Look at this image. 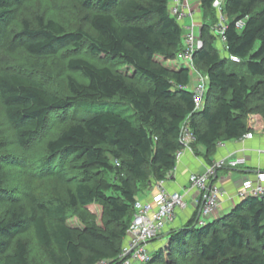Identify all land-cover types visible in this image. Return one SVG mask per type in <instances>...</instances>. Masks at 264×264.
<instances>
[{"label":"trees","instance_id":"trees-1","mask_svg":"<svg viewBox=\"0 0 264 264\" xmlns=\"http://www.w3.org/2000/svg\"><path fill=\"white\" fill-rule=\"evenodd\" d=\"M21 1L0 0V40ZM213 1L199 0L203 46L193 63L207 77L199 110L187 87L189 68L176 59L184 27L169 13L170 0H84L89 9L83 17L93 34L80 27L66 30L42 14L34 15V21L22 19L14 38L23 50L36 57L73 54L66 66L83 80L68 76V95L60 96L24 72L0 73V101L20 147L43 133L52 113L60 112L59 121L71 118L46 142L41 171L70 187L43 200L33 197L28 215L11 200L9 217L0 219V264H31L27 244L17 236L28 225L52 264L116 262L142 186L166 179L176 166L184 121L195 137L193 153L202 155L203 147L209 162L217 143L251 129L249 116L264 120V0H223V51L215 45L219 35L212 27L218 20ZM238 21H243L241 28ZM83 49L102 63L77 55ZM115 64L132 70L134 77L127 78ZM115 97L132 111L125 113L126 105L89 111L93 101ZM3 178L0 170V193ZM93 205L100 210L94 224L81 217L77 224L69 221L70 211ZM196 220L197 210H192L186 221L163 235L169 239L166 256L183 259L189 254L193 264H264V197L241 199L229 212L203 224ZM164 256L158 245L141 264H156Z\"/></svg>","mask_w":264,"mask_h":264},{"label":"rangeland","instance_id":"rangeland-1","mask_svg":"<svg viewBox=\"0 0 264 264\" xmlns=\"http://www.w3.org/2000/svg\"><path fill=\"white\" fill-rule=\"evenodd\" d=\"M84 0H22L15 10V18L6 28L5 34L0 40V73L4 71H21L35 78L42 83L45 88L60 95H68L66 86V78L72 76L76 79L83 80L77 72L68 70L66 63L73 54H68L62 51L55 56L36 57L27 54L22 46L15 40L14 34L19 28L22 19L26 18L29 21H34V15L42 14L47 18H54L59 21L66 30H75L80 27L87 32L93 34L87 21L84 19V14L88 11L83 3ZM216 9V7H213ZM218 20L214 25L210 23L213 17L207 18L209 24L214 28L218 25L220 19V11L216 9ZM202 14L198 13V19H201ZM16 31V32H15ZM14 40H13V39ZM215 41L217 47L222 50L223 44L219 39ZM223 51V50H222ZM93 63L101 62L88 54L84 49L77 53ZM172 64V62H169ZM165 64H168L167 62ZM115 68H120L127 78H133V71L129 68L114 65ZM135 80V79H134ZM136 81V80H135ZM140 87H145L146 83L142 80L136 81ZM127 106L125 113L132 111V108L124 101H119L118 97L112 99H103L93 101L90 104L89 111L107 110L110 106L120 108ZM83 110L84 106H76ZM72 109L67 110L70 114ZM60 112H54L48 118V126L35 138L28 146L20 147L16 141L15 133L8 122L4 106L0 101V170L4 174V190L0 193V219L9 217V211L12 207L11 200H15L23 206V213L28 215L33 206L32 198L43 200L48 198L55 192L65 193L70 187L65 183H60L50 175L43 174L45 170L44 161L46 160V142L56 137L65 127L68 126L71 118L58 120ZM259 116H249L248 121H260ZM258 123V122H255ZM260 125V124H259ZM155 181H149L146 186H142L143 193H149ZM90 210H85L80 207L70 211L72 224L79 223L77 217H81L87 224H94L95 217L99 220L100 210L97 206H90ZM218 217V216H217ZM27 244L28 260L31 264H52L48 256L47 250L38 245L33 233L31 225L23 229L17 235ZM167 236V237H166ZM159 248H162L165 256L160 258L156 264H193V260L189 254L183 259H175L168 257L167 246L169 245L168 235L166 234L160 241ZM173 256L178 257L175 253ZM175 259V260H173ZM171 261H175L171 263Z\"/></svg>","mask_w":264,"mask_h":264},{"label":"built area","instance_id":"built-area-1","mask_svg":"<svg viewBox=\"0 0 264 264\" xmlns=\"http://www.w3.org/2000/svg\"><path fill=\"white\" fill-rule=\"evenodd\" d=\"M223 0H214L212 6L220 11V19L213 32L219 35L225 47L223 32L226 29V17L221 12ZM169 13L184 27L182 49L176 53V59L184 64L190 71V84L187 86L193 93L194 109L199 110L205 102L207 77L203 75L193 63L194 53L202 48L203 40L200 37L198 19L199 0H170ZM243 21H238L236 26L241 28ZM233 62H240L235 55H228ZM252 131H248L236 138L237 140L251 139ZM195 140L192 129L187 121L181 126L178 141L180 148L175 152L176 163L186 153H193L192 142ZM223 143H217L221 146ZM264 153V149H257ZM246 155L229 154L218 157L205 165L199 172H191L188 176V190L197 192L192 199L193 204H188L186 194L180 191L168 190L166 179L155 181L149 195L137 198L133 203V214L126 229L124 244L117 256L116 262L111 264H141L151 259L156 247L167 229L177 220L181 211L197 210V224L216 218V211L223 200L244 199L246 197H264V169H258L251 176L245 178L233 197L229 196L220 182L218 173L223 168L234 169L246 164ZM234 205V204H233ZM235 206V205H234ZM94 264H109V261L100 260Z\"/></svg>","mask_w":264,"mask_h":264},{"label":"crops","instance_id":"crops-1","mask_svg":"<svg viewBox=\"0 0 264 264\" xmlns=\"http://www.w3.org/2000/svg\"><path fill=\"white\" fill-rule=\"evenodd\" d=\"M259 118L261 119L260 121H255L258 123H250L248 121V125L251 128L250 131L253 133V137L251 139H245L243 141L233 139L223 142V144L221 146H217L216 151L210 155L209 162L203 157V154H205V149L201 146H199V150L202 151V155L186 152L176 163L174 169L169 172L170 176L165 181V186L167 189L185 193L188 204L191 206V204H193L192 199L198 194L195 191L188 190V176L191 172L202 171L205 165L218 157L229 154H244L247 158L246 164L234 169L223 168L218 173V181L224 188L225 192L229 196L233 197V195L236 193V189L239 188L241 182L245 178L251 176L258 169H264V153L257 151V149H264V120L260 116ZM147 195H149V193H143L139 197L142 198L146 197ZM232 199L233 200L226 199L222 201L216 211V217L229 212V210L240 201V199ZM191 214V209L187 211H181L178 214L177 220L170 228L167 229V232L173 227H178L180 224L186 221V219L189 218ZM159 243L160 242L155 243L154 247L157 248Z\"/></svg>","mask_w":264,"mask_h":264}]
</instances>
